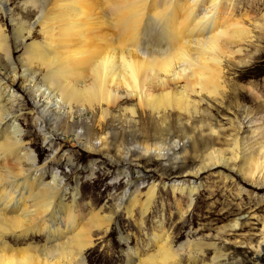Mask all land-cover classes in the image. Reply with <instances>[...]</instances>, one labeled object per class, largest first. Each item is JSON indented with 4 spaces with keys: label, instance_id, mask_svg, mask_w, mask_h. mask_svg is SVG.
Segmentation results:
<instances>
[{
    "label": "bare ground",
    "instance_id": "bare-ground-1",
    "mask_svg": "<svg viewBox=\"0 0 264 264\" xmlns=\"http://www.w3.org/2000/svg\"><path fill=\"white\" fill-rule=\"evenodd\" d=\"M23 3L27 5L26 14L14 18L11 0H0V65L4 68L0 72V209L2 214L4 210L11 215L0 214V236L21 232L23 238L51 229V233H58L60 242L50 247L28 245L26 249L3 242L0 264H85V251L93 249L114 228L118 229L122 213L139 230L148 220L165 225L164 213L170 201L161 196L160 190L166 185L155 173L166 172L163 168L159 172L154 169L152 161L144 162L143 158L151 154L166 158L180 176L190 177L171 186V203L179 219L175 222L173 215L169 219L178 223L185 239L174 248L176 237L172 228L155 234L156 251L146 256L136 253L135 263L182 264L179 252L187 246L193 255L185 264H224L229 240L222 239V246L199 242V231L191 224L201 201L200 178L210 173L227 182L238 175L242 181H235V197L241 200L243 191L250 198L258 197L259 191H264V161L245 165L247 155L237 141L232 150L214 149L207 153V147L202 153L205 155H198L204 158L194 167L187 159L195 156L192 153L199 154V145L189 138L174 142L168 149L165 142L117 144L113 154L110 140L122 131L104 128L116 110L127 125H136L138 119L148 117L167 129L168 117L192 120L200 115L202 104L212 108L213 103L222 105L228 89L227 67L236 63L235 55L264 50V0ZM245 3L248 7H242L244 12L236 15L237 8ZM148 14L164 29L161 38L167 41L166 45L161 41L157 47L142 46ZM253 91L252 87L248 89V93L260 99ZM26 102L35 130L42 137L43 150L52 151L43 164L40 149L31 142L33 132L23 127L22 115L15 113ZM237 105L239 109L243 107L242 102L237 101ZM243 108V119L239 112L229 119L240 140L245 120L248 124L255 122L249 109ZM78 118L80 122L76 121ZM93 129L104 132L92 137ZM70 134L84 139L86 149L105 157L124 178L119 184L118 200L110 204L104 199L87 218L78 211L81 189L76 184L69 185L68 174L64 169L60 171L63 165L71 174L79 166L77 161L68 152L54 154L61 149L60 137ZM91 167V178L100 179V164ZM52 168L55 171L51 172ZM143 168L149 171L147 177ZM244 183L261 189L252 191ZM68 196L72 203L66 201ZM112 206V213L106 214ZM247 216L241 215L232 223L233 232L250 222L251 215ZM50 218L55 219L52 228L47 225ZM258 221L256 237L241 244L246 243L260 260L264 256V217ZM120 231V237L126 238Z\"/></svg>",
    "mask_w": 264,
    "mask_h": 264
},
{
    "label": "rangeland",
    "instance_id": "rangeland-1",
    "mask_svg": "<svg viewBox=\"0 0 264 264\" xmlns=\"http://www.w3.org/2000/svg\"><path fill=\"white\" fill-rule=\"evenodd\" d=\"M11 2V6L15 14L14 18L22 17L26 14L25 10H27V5L23 3V0H11ZM245 4H243V6L240 5L241 8H239V10L237 8L236 15H241L244 12L242 11V7H248V5ZM252 13L253 11L251 14ZM157 22L149 14L145 16V30L143 29L144 32H142L143 47H157L159 42L162 41L164 29L160 26V23ZM156 33L157 35H155ZM164 41L165 40H163L160 44L164 43V45H166L167 41ZM235 62L236 63L227 67L228 70L226 80L228 89L223 104L213 103V108L208 107L206 104H202L200 115L193 117L194 119L192 120L168 117L166 124L167 129H162L160 122L152 120L148 117L138 119L136 125H127L120 112L117 110L113 111L108 123L105 125L104 131L107 129H113L122 132L116 136L115 139L110 140L111 152L113 154L116 152L117 144L130 145L135 142H145L150 145L156 144V142H165L166 149H168L172 148L174 142L181 141L184 138H189L195 140L199 145V154H193L191 152L192 155L195 156H190L187 159V163L197 167L204 158L203 156L198 155H205L202 153L205 152L207 147V153L214 149L232 150L237 141H239L242 152H245L247 155L245 165L248 164V166H250L256 161H259L260 163L263 162L264 50L256 52V50L252 49L244 56H239V54H237L235 55ZM0 70V72L4 71V68L1 65ZM247 87L248 89L252 87L254 90L253 93L259 95L260 99H256L254 95L248 93ZM237 101L240 103L242 102L241 106L249 109V112L252 114V116L250 115V118L253 117L252 120L255 121L252 124H248V119L245 120V130L242 135V140H240L237 136L235 128H232L229 122V119H234L235 114L238 112L240 119H243L242 112L245 108L242 107L239 109ZM22 108H24V110ZM22 108L15 111L16 116L22 115L20 121L21 124L24 128L33 132V139H31V142L35 147L40 149V164H43L44 160L48 156L52 155V151L43 150L42 137L38 131L35 130L36 127L34 126L35 123L33 121L34 117L32 118L28 103L26 102V105ZM89 118L90 116L86 119ZM76 121L80 122V119L78 118ZM103 132L93 129L91 136L98 137L101 136ZM185 141L187 142V139H185ZM135 144L131 146H134ZM59 145L61 146V149H59L57 153L54 152V154L63 155L65 152H68L79 165L71 174L69 169L66 170L63 165L60 166V171L64 169L65 173L69 176V178H67L68 184L71 186L76 184L82 191L78 202V211L87 218L89 217L91 211H96L100 207L101 202L104 199L108 200L110 204H114L118 200L116 195L120 192V181L124 180L122 173L119 172L117 167L114 164H108L105 157L101 156V154H97L86 149L84 147V145H86V141L84 139L78 140L74 134L60 137ZM167 154L169 158H172L171 152ZM143 159L145 160L144 162H147L146 160L154 162V169L156 168L158 172L161 171L160 168H163L164 172H166V175H162L160 172L155 173L157 178L162 179L164 185H166L160 190L161 196L170 201V205L168 209H166V213H164L167 215L165 225L159 226V221L156 223L152 222V220H148L146 226L142 230H139L125 216V214L122 213V215H120L121 219L118 229L114 228L109 235L107 234V237L105 236L103 238V241H97L93 246V249L89 248L85 251V264H129L133 260L134 264H136L135 254L138 253L139 255L142 254V256H146L147 254L156 251L157 244L154 242V235L162 234L167 230H171V228V232L174 233L176 237L173 247L175 248L183 243V239H185V232L181 231V228L177 226L178 223L176 224L174 221L172 222L169 219L170 215H173L174 219L177 217L176 208L171 203V186L173 183L185 181L190 177L180 176L181 173H179L178 170L171 169L170 164L172 163L166 158H158L157 155L151 154ZM95 164L98 166L100 164L101 166L97 169V174H99L100 178L98 180L92 179L90 176V168H92L91 166H95ZM56 167L57 166L54 168ZM54 168L51 169V172L53 170L55 171ZM143 170L145 171L144 174L147 177L149 174L148 169L143 168ZM241 179L242 177L235 175L233 180L231 179L224 182V179L221 176L204 173L200 178V182L202 183L200 188L201 201L198 204L195 214L191 220V224L195 230L199 231V235L197 236L199 242H216L222 246V239L229 240V242L225 245L227 260L224 264H264V256L260 260H257L249 247L244 245L246 243L241 244V242H245L247 240L249 241L252 240L253 237H256L259 222L258 220L264 217V191H259L261 187L255 189V187L250 183H244L247 187H252V191H259L260 194L258 197L254 196L250 198L243 191L242 199L238 200V198L235 197L238 191L236 189V182L237 180L239 182L242 181ZM145 182L148 183V179L145 180L144 183ZM142 187L143 186L141 185V188ZM263 189L264 188H262V190ZM66 201L68 203H72V197L68 196ZM1 210L2 209H0V214H2ZM112 211L113 206L107 209L106 214H110ZM2 212L3 214H8V212L4 210ZM241 215L246 217H248L247 215H251L249 217L250 222L244 225L242 229L233 232L230 226ZM10 216L11 215L9 213L8 217ZM178 219H176L175 222H177ZM49 220L50 221L47 222V225H49V228H52L53 221H55V219L50 218ZM242 220L243 222L246 221L244 219ZM173 224L174 227H172ZM120 230H122L126 238L120 237ZM50 233L51 229L42 230L37 234L31 233L30 236L23 238L21 237V232L8 233L4 235V238H1L0 236V239H2L0 240V247L3 245V242H7L9 246L17 249H26L30 245L32 248L35 246L41 247L45 245L50 247L55 244V242H60L58 233V236L53 232L51 233L52 235H50ZM41 234H43L44 237ZM179 254L181 256L180 259L182 264H185L186 261H188L193 255L187 246H184Z\"/></svg>",
    "mask_w": 264,
    "mask_h": 264
}]
</instances>
